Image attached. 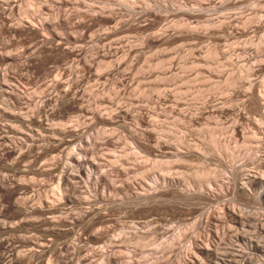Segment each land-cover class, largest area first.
<instances>
[{
  "label": "rangeland",
  "instance_id": "obj_1",
  "mask_svg": "<svg viewBox=\"0 0 264 264\" xmlns=\"http://www.w3.org/2000/svg\"><path fill=\"white\" fill-rule=\"evenodd\" d=\"M0 152V264H264V0H0Z\"/></svg>",
  "mask_w": 264,
  "mask_h": 264
},
{
  "label": "bare ground",
  "instance_id": "obj_2",
  "mask_svg": "<svg viewBox=\"0 0 264 264\" xmlns=\"http://www.w3.org/2000/svg\"><path fill=\"white\" fill-rule=\"evenodd\" d=\"M75 51V50H74ZM6 75V74H5ZM56 86V85H55ZM10 87V86H9ZM69 89V88H68ZM10 90V89H9ZM11 91L13 92L14 91V89L11 87ZM20 97V96H19ZM59 100V99H58ZM19 114V113H18ZM48 115V114H47ZM29 117H31V116H29ZM28 117V118H29ZM48 117V116H47ZM50 117V116H49ZM23 118V117H22ZM46 118V117H45ZM44 118V119H45ZM27 120V119H26ZM30 120V119H29ZM40 120V119H39ZM17 121L18 122H22V119H17ZM48 123H49V119H48ZM30 124V123H29ZM66 127V126H65ZM66 128H68V127H66ZM50 129H52V128H50ZM64 129V128H63ZM40 130V129H39ZM38 130V131H39ZM66 130V129H65ZM42 131V130H41ZM29 132V131H28ZM63 132V131H62ZM31 135V134H30ZM69 140V139H68ZM57 144V143H56ZM10 145V144H9ZM83 147V146H82ZM16 149V146L14 147V146H4L1 150H2V152L4 153V152H10V151H14ZM3 153H1L0 152V155L1 154H3ZM6 154V153H5ZM73 157V156H72ZM71 157V158H72ZM86 158V157H85ZM84 158V159H85ZM88 158V157H87ZM86 158V159H87ZM77 159V158H76ZM79 160V159H78ZM80 161V160H79ZM113 167H114V165H112ZM55 168V167H54ZM64 168V167H63ZM62 168V169H63ZM68 168V167H67ZM67 168H65L64 170H66ZM80 168V167H79ZM119 168V167H118ZM37 169V168H36ZM38 169H40V167L38 168ZM69 169V168H68ZM69 172V171H68ZM82 172V171H81ZM67 172H65V174H66ZM93 173V172H92ZM107 173V172H106ZM100 174H102V172L100 173ZM108 174H111V173H108ZM61 175H62V173H61ZM60 175V176H61ZM70 175H72V174H70ZM70 175H68L69 177H68V179L70 178ZM94 175V174H93ZM99 175V174H98ZM97 175V176H98ZM102 175H106L105 173L104 174H102ZM100 176V175H99ZM91 178H92V176H90ZM63 178H64V176H63ZM99 178V177H98ZM108 177H106V179H107ZM16 180V179H15ZM98 180V179H97ZM109 180H110V178H109ZM99 181H100V178H99ZM60 182H61V180H60ZM110 182H111V180H110ZM2 183H3V181H2ZM8 183L10 184V185H8ZM73 183V182H72ZM7 184V186H5V187H7L5 190H6V192H8V193H10V194H18L19 193V190H21V189H23L24 188V186L22 185V184H20V183H16V182H7V181H5V183H4V185H6ZM96 184H98V183H96ZM1 185V184H0ZM2 186H3V184H2ZM69 186V185H68ZM97 187V186H96ZM105 187V186H104ZM115 187V186H114ZM25 190V189H24ZM35 190V189H34ZM25 192V191H24ZM4 194V193H3ZM22 196V195H21ZM26 196V195H25ZM18 198V197H17ZM26 198V197H25ZM23 199V198H22ZM23 207V206H22ZM36 209V208H35ZM28 210V209H27ZM33 211V210H32ZM28 212V211H27ZM86 214V213H85ZM49 217V216H48ZM68 218V217H67ZM6 224V223H5ZM8 225V224H7ZM9 226V225H8ZM6 227V226H5ZM46 229V228H45ZM48 229V228H47ZM5 239V238H4ZM49 240H50V238H49ZM39 242V241H38ZM42 242V241H41ZM44 242V241H43ZM11 244V243H10ZM9 244V245H10ZM78 244V243H77ZM19 245V244H18ZM70 245V244H69ZM68 245V246H69ZM6 246H8V245H6ZM46 246V245H45ZM64 247V246H63ZM35 248V247H34ZM68 248V247H67ZM71 248H72V246H71ZM35 249H37V247L35 248ZM61 249H62V247H61ZM70 249V248H69ZM22 250V249H21ZM46 251H48L47 249H45ZM44 250V251H45ZM38 251H40V250H38ZM2 252V251H1ZM6 252V251H5ZM17 252H18V250H17ZM256 252V251H255ZM21 253H22V251H21ZM35 253V252H34ZM43 253V252H42ZM1 254H3V253H1ZM11 254H14V253H11ZM10 254V255H11ZM61 254V253H60ZM245 254V253H244ZM9 255V256H10ZM20 255V254H19ZM73 255V254H72ZM89 255V254H88ZM74 256V255H73ZM7 257V256H6ZM19 257V256H18ZM84 257H85V254H84ZM88 257V256H87ZM247 257V256H246ZM11 259L9 260V261H13L12 260V257H10ZM82 258V257H81ZM80 258V259H81ZM86 259V258H85ZM6 260V259H5ZM246 260L247 259H245V257H243L242 256V258H241V260L238 262V264H245L246 263ZM2 261V260H1ZM6 263V262H5ZM80 264V263H79ZM85 264V263H84ZM87 264V263H86Z\"/></svg>",
  "mask_w": 264,
  "mask_h": 264
}]
</instances>
